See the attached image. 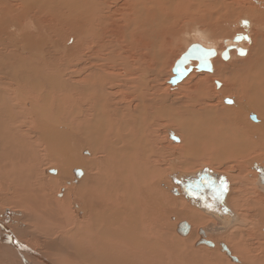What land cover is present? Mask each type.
<instances>
[{"label": "bare ground", "instance_id": "1", "mask_svg": "<svg viewBox=\"0 0 264 264\" xmlns=\"http://www.w3.org/2000/svg\"><path fill=\"white\" fill-rule=\"evenodd\" d=\"M241 1L243 3L241 5L240 2L237 9L234 5L238 0H233L232 3L226 0H0L1 35L11 27L21 31H25V27L30 28V31L32 27L37 30L34 18L24 19L37 15L45 19L44 24L50 25L53 22L55 26L53 29L52 24V29L60 38L73 35L75 39L72 46H63L62 50L67 66L75 61L76 67H50L52 64L44 67L46 63L43 61L46 58L43 61L39 58L44 57L45 53L41 51L38 56L41 46H35L28 36L20 33L22 44L19 52L24 51L25 55L16 54L21 63L28 67H8V70L0 72V184L5 181L14 187L15 197L6 202L21 207L24 205L30 211L37 209V214L31 212L32 216L26 215L25 218L33 221L36 229L40 228L38 220L41 221V228L45 229L44 235L47 238L46 248H51L55 243L66 244L69 250L72 249L71 255L65 253L68 255L67 259L79 257L84 264H214L217 254L213 251L216 249L223 253L219 252L224 262L229 259L232 261L227 252L223 251L222 245H225L232 257L237 259L232 262L243 264L233 255L229 245L213 240L215 235L209 236L204 229L199 228L213 226H208L209 230L214 233L217 229L218 236L233 224L236 216L231 207L227 206L228 195L221 205L214 199L212 204L200 203L188 188L204 175L220 176L204 169L196 174L173 170V173L183 177L181 184L184 195L179 198H174L171 194L169 196L167 192L171 185H167L163 179L164 166L161 164L165 161L166 151L158 134L161 121H165V124L175 126L183 136L184 143L179 147L183 154V161L180 162L183 169H190L197 162L217 165L224 160H243L249 157V152L264 153V138L261 137L264 132V55H256V58L253 56L254 60L250 64H244L246 69L250 68L247 69L250 74L237 77L242 81L246 80L245 86L239 87L233 79L228 81H232L234 87L224 90L227 94L240 90L243 95L248 96L250 105H241L243 102L239 105L232 98L222 97L226 104V100H233L234 104L233 109L223 108V112L220 110V101V106L212 103L211 96L204 90V83L191 81L188 86L190 88L186 89V95H182V98L169 93L159 83L160 67H151L157 62L160 65L162 59L164 61L173 45L172 39L180 37L184 28L188 29L191 23H206L208 15L204 12L209 7V16L211 12H218L225 7L229 18L234 12H238L248 14L264 25V0ZM192 8L195 10L191 11ZM232 8L236 10L230 12ZM5 15L12 18L8 20ZM188 18L191 19L190 22ZM245 20L249 22L248 28L243 26ZM236 24L246 33H235L230 41L223 43L225 49L235 45L233 50L239 56L237 48L244 49L241 44L252 45L251 22L247 17H241ZM25 32L27 34L28 31ZM238 34L247 36L249 40L243 39L235 44L234 38ZM15 39L17 42V38ZM233 50L230 51L229 60L234 57ZM244 50L246 55L243 56H247L249 50ZM132 51L136 55L133 61L129 59ZM4 55V52H0V56ZM47 55V61L53 58L51 54ZM119 65L122 66L115 67ZM235 65L233 63L234 68ZM218 67L220 69H217L216 76L225 68L222 65ZM51 68L53 71L49 73L47 69ZM121 70H124L123 78H120L118 72ZM150 76L153 78L150 79ZM173 78L174 74L169 84L174 87L179 83L172 84ZM251 109L256 110L263 118L260 120ZM62 111L64 114L60 117ZM242 115L250 118L252 124L242 118ZM252 117H256L257 121ZM28 122L33 125L31 128L27 127ZM60 126H67L70 131H60ZM22 127L29 129L25 131ZM172 135L179 139L174 132H169L171 140ZM180 139L178 142L173 141L179 143ZM84 145L92 151L91 156L88 151H84L88 158L81 157ZM41 155L51 156L53 160L60 162L58 168L50 167L44 171L49 177L57 175L55 179L58 183L65 182V187L60 188L59 197L63 198L66 193V198L60 202L56 200L57 205H53L52 191L49 193L38 177L36 168ZM176 155L173 152L175 162L178 160ZM74 165H84L95 173L88 175L89 169L85 170L86 167L81 166L72 168V177L69 178V169ZM77 169L82 170V177L86 176L83 182H79L81 178L78 180L76 177ZM262 169L264 167H258L250 174H254L252 184L264 194ZM52 170L56 172L53 173ZM207 181L202 179L201 182L207 185ZM53 185L51 182L50 186ZM75 190L85 198H82L83 207L78 206L75 201L71 204L69 193ZM229 191L227 186V192ZM39 197L42 199L39 200ZM69 205L73 206L74 215H69L72 219L59 215ZM256 211L260 224L264 223V213ZM56 212L59 214H55L54 221L58 227L62 229L66 219L69 230L54 229L50 217ZM172 213L177 219L176 232L184 229L187 232L185 236L190 239L183 242V248L178 249L176 245H172V249L168 251L171 245L167 242V234L160 233L158 226L165 225V217ZM179 220L182 221L179 223ZM7 225L3 216H0V264H54L40 253L38 248L42 243H38L37 250L33 246H26L18 235L20 231L18 236L14 232L20 228ZM197 228L204 231V238L213 243V246L200 242L203 237L199 234L200 230L198 234L194 232ZM59 236L61 240L57 241ZM194 240H198L195 248L206 246L212 252H194L188 247V242ZM69 250L66 252L69 253Z\"/></svg>", "mask_w": 264, "mask_h": 264}, {"label": "rangeland", "instance_id": "2", "mask_svg": "<svg viewBox=\"0 0 264 264\" xmlns=\"http://www.w3.org/2000/svg\"><path fill=\"white\" fill-rule=\"evenodd\" d=\"M226 1L228 3L233 2V0H226ZM238 1H239L238 2L239 4L236 3V5H234V8L238 9V7L240 6V2L242 5L243 1H241V0H238ZM223 3L224 2H222V5H223ZM228 3H227V5H230ZM262 5L264 6V2L262 3ZM190 7H192V5ZM209 8L211 9V7H209ZM209 8L208 9L206 8L207 10L205 9L206 12H204V13L208 15L207 18L211 17V16H213V17L208 18V19L206 18L205 24L191 23L190 24L191 26H189L188 29L185 30V28H184L182 30L180 37L177 36L173 39L171 38L173 41V43H172L173 45H172L171 49L169 48L170 50L168 51V54H166L167 59L164 58V61H163V59L161 60L162 62L160 65H159V62H157V64L155 66H151V67H156V69H157V67H160L159 72L162 75L160 74L161 82L159 81V83L160 84L162 83L161 85L165 89L167 88V90H169V93L171 92V94H177V95H180V97H182V95H186V89L190 88L188 86H189L191 81L193 83L199 81L201 83H204V86H205L204 90L206 91L207 94H209V96H211L210 98L212 99L211 100L212 103L213 102L215 103V104L213 103L214 105L220 106L218 102L219 101L221 102L222 106H221L220 110L222 109L221 110L222 112L224 109L229 110V108H232L234 105V104H226L224 101H222V97L227 98V99L232 98L236 101V103L239 102L238 103L239 105L242 102L243 103L241 105H243L244 103H247L250 105V102L247 100L248 96L243 95L244 93L242 94V92L240 90H233L232 89L233 91L231 90L232 92L230 94L225 93L224 90L233 85L232 81L229 82L230 80H233V79H235V80H233V82L236 84L238 83L237 85L239 87L241 85L242 86L246 85V80L243 77L244 80L242 81L241 76L242 75L247 76V74H250V71H249L250 68H247V69H249V70H247L244 67V64H246V65L250 64V62H252L254 60L253 56H255V58H256L257 56L260 57V55L261 56L264 55V25H262L261 22H259L257 19H254L252 16L250 18V15H248V14H242V13L234 12V15L229 18V16H227V11H226L225 7H222V9H220L218 12L214 11L212 13L210 11L211 16H209V13H207ZM193 10H195V9L192 8L191 11H193ZM233 10H236V9L232 8V10L230 12H232ZM5 16H7L8 20H10L12 18L11 16H8V15H5ZM5 16H4V18H5ZM220 16H222V18ZM241 17H247V19L250 20V22H251L250 33H251L252 45H250V46H247L248 44H245V45L241 44L240 45V46H243L244 49L249 50V53L247 54V56H237L236 52L233 50L234 57L231 60L225 61L222 59V57L220 55V53L223 52L225 49V44L223 43V41H230L231 38L235 35V33H238V32L246 33L242 27H240L239 25L236 24L241 19ZM31 18L35 19V27L37 30H35L34 27H32V29L30 31V28L25 27V31H28L26 34V32L23 30L21 31L16 27H11L8 29L9 31L7 33H4V35L3 34L1 35V33H0V38H2V39H0V52L5 53L4 56H0V72L8 70V67H13L15 69H18V66L19 67H28L26 64L21 63L22 61L19 60V58L17 57V54H16V53H18V54H22V55L24 54L25 55L24 51L19 52L21 44H22V41L19 38L20 33H23L24 36L25 35L28 36L30 38L29 40H31V42L36 44L35 46H41L42 49L38 53V56L41 55V51H43L45 53L44 57L39 58L41 61H43V59H45V58L46 59L49 58L48 57L49 55H47V53L51 54V57L54 58V59L51 58L52 60L50 59L53 63L52 62L49 63L50 60L47 61L45 59L43 62H45L47 66L45 65L44 67H48L51 64L52 65L50 67H55V65H56V67H59V66L60 67H74L75 61H72L71 65L67 66V61H65L66 56H64L65 54H63L64 51L62 50L65 47H68V46L70 47L73 45L74 40H75L73 35H71L69 37L66 36V38H65V36H62L60 38L58 36L59 34L53 30L54 26H55L53 22H51L50 25L47 23L44 24L45 22H43V21L45 19H43V17H38L37 15H35V16L30 15L24 19L30 20ZM190 20L191 19L188 18L189 22H190ZM52 24H53V29H52ZM234 24H235V26H234ZM193 25H195V26H193ZM45 30H47V31H45ZM220 31H221V33H220ZM215 32H216V34H219V35L216 36ZM213 33H214V35H213ZM13 34H14V36H13ZM7 35H10V36H7ZM15 38H17V42H16ZM222 38H223V40H222ZM171 39L169 38V40H171ZM2 40H3V42H2ZM8 40H10L9 41L10 44L8 43ZM172 41H170V42H172ZM214 42H216L218 44L215 45V44H213ZM196 43H201V44H204L205 46L209 45L207 47H213L219 53V55L212 60V62H213L212 72H198L196 69H194V71L190 74L189 77H187L184 81H182L181 83H179L178 85L173 87L172 85L169 84V80L173 77L172 70H173V67H174L176 61L181 57V55L183 53H185V51L190 46H192ZM205 43H211V45L205 44ZM10 45H11V47H10ZM63 46H64V48H63ZM17 49H19L18 52L16 51ZM22 49H24V48H22ZM13 50H15V53ZM6 54H8V55H6ZM135 58H136V55L132 51L129 59L133 61V60H135ZM47 62H48V64H47ZM233 63L238 65V67L235 65V68H234ZM194 64H195V66L197 65L196 62L192 61L189 65L194 66ZM221 65H222V67L224 66L225 68L222 69L221 74H218V76H216L218 73L217 72L218 71L217 69L219 68L218 66H221ZM120 66H122V65L115 66V67H120ZM29 67H31V66H29ZM41 67H42V65H41ZM123 67H126V66H123ZM47 70L49 71V73H51L53 71L52 68H51V70H49V69H47ZM123 71L124 70L118 71L121 75L120 78H123V76H124ZM230 71H232V73ZM226 72H228V73H226ZM67 74H69V72H67ZM223 74H225V75L223 77H220ZM232 75H234V76H232ZM153 76H150L149 78L152 79ZM237 76H239L241 78H239ZM160 77H159V79H160ZM228 78H230V79H228ZM245 78H247V77H245ZM238 79L240 80V82H237V81H239ZM244 81H245V83H243ZM216 82H219L221 84L220 88L217 87ZM10 83L11 82H9L8 85ZM233 87L234 86H232V88ZM239 87H236V88H239ZM182 98H184V97H182ZM182 102H183V100H182ZM228 105H230V106H228ZM251 110L258 117H260L259 113L256 110H254V109H251ZM63 114H64V111L61 112L60 117H63ZM242 116H243L242 118H244L245 120H248L252 124L250 118H247L246 116H245L246 117L245 118L244 115H242ZM261 118H263V117H260L259 119L261 120ZM22 119H26V118L22 117ZM263 120H264V118H263ZM161 122H162V126L159 127L160 129H159L158 135L161 136L160 142L162 143L163 146H165V151H166L165 152L166 158L164 159L165 161L161 164L164 166L163 167L164 168L163 179H165V181L167 182V185H171V187H170L171 189L169 190V192H167V193H169L168 195L170 196V194H171L174 198L175 197L179 198V197L184 195V194H182L183 193V187L181 184V182L183 181V177L182 176L179 177L176 173H173V170L176 172H180V173L196 174V172L200 173L204 169V171L210 172L211 174H217L218 176H221L222 178H224L226 180V183H228L227 184L228 190H230L229 192H227L228 193L227 194L228 198L226 201L227 206L229 205L228 207L229 208L231 207L230 209L232 210L233 213H235V216H236L235 218H237V219L234 218L233 224L231 223L230 227L222 235H218V236H217V234H218L217 229L215 230L214 233L210 232L209 227L211 228L213 226L207 225V226H204L206 228H203V227H199V228L204 229L209 236H213V237L216 236V238H214L213 240H215V241L218 240L220 242L222 241V243L226 244L227 246L229 245L228 247H231V249L233 250L232 252L235 253V254L233 253V255L237 256L242 261L243 264H264V223L260 224L261 222L258 220L257 214H256V212H257L256 210H258V211L261 210L264 213V194L261 191H259L252 184L253 179H254V177H253L254 174H250V173H253L252 171L255 172V170H257L258 167H262V168L264 167V153L255 152V153L251 154L249 152V157H246L243 160H241V159L231 160V161L224 160L223 163L217 164V165H215V164L213 165V164H210L209 162H204V161L203 162H197L193 165L192 168L183 169L180 167V162L183 161V156H182L183 154L179 148L184 143L183 142L184 141L183 136L179 133V131L176 128H174L175 126L169 125L168 123L165 124V121H161ZM27 125H28L27 127L30 126L29 128H31L33 126V125L31 126V124L29 122ZM27 127H22V129H25V131H28L29 128H27ZM32 129H34V127ZM58 129L60 131L61 130L70 131L67 126H65V127L60 126V127H58ZM169 132H174L176 134V136H178L179 139L181 138L180 142L175 143L173 140H171L168 137ZM262 136L264 138V132L261 135V137ZM161 139H162V141H161ZM84 151H88L90 153V156L92 155L91 154L92 151H91V149L87 148V145H84V148L82 149V151L80 153H81V157H85V158L87 157L88 158L89 156L85 155ZM173 152L175 154L177 153V155H178V156L176 155L178 157V160L176 162L174 160ZM91 158H93V157H91ZM240 163L242 164V166ZM59 165H60V162L53 160L51 158V156L41 155V159H39V161L37 163V168H36L38 171V174H39L38 177L41 180V183L43 185H45L48 192L52 191L51 192V196H52L51 199H52L53 205H57V202H60L62 199L64 200L66 198V193L64 194L63 198L59 197V193L61 192V189L65 187V182L62 183L59 181L60 183H58L56 180L57 175H50V177H51L50 178L49 176L44 174V171L50 167H57L58 168ZM81 166L83 168L86 167L84 165H78L77 167H76V165L72 166L69 169V178L72 177L71 169L72 168H81ZM87 169H89V170H87ZM40 170H42V171H40ZM85 170H87L88 175H93L95 173L93 170H90V168H88V167H86ZM183 176H185V175H183ZM28 177H29V179H32L31 176H28ZM85 177H81V180L79 182H83L82 180H84ZM178 177H179V179H177ZM46 179H47V181H46ZM51 182H53L54 185H56V186H54V185H53L54 187L50 186ZM5 183H6V185H5ZM56 183H58V184H56ZM80 184L81 183H79V185ZM50 187H52L54 189H52ZM14 191H15L14 187L11 184H9V183L7 184V182H5V181H3L2 184H0V216H3L4 220H6V222L8 224L7 226H9L11 228L13 227L16 229L20 228V229L15 230L14 232L17 235L20 231V234H18V235H20V239L23 242H25L24 244L26 246H29V247L33 246V248L35 247L36 249L35 248L34 249L37 250L39 245L42 243L40 245V248H38L40 253L46 259H48V261H50L54 264H61V263L62 264H84V262L81 261V259L79 257H77L78 259L76 257L72 258V260L67 259V256L72 254V249L69 250V248H67L68 245H66V244L55 243L54 244L55 246L53 245L54 247L51 246V248L50 247L46 248L47 238L44 235L45 229L41 228V225H42L41 221L38 220V226L40 228L36 229L33 221H31L30 219L27 220V218H25V217H27L26 215H31V212L33 214H37V212H38L37 209L30 211V208H26L24 205H23V207H21L15 203L9 204L8 202H6V200L15 197ZM75 192H76V190L73 191L72 193L75 194ZM72 193H69V196L71 197V198L69 197L71 204H72V202L75 201L78 204V206L81 205L83 207L82 204H83V200L85 198L82 195H81L82 196L81 197L79 195L78 191L76 192V194H78V195L75 194V197L73 196ZM67 195H68V192H67ZM72 196H73V198H72ZM82 198H83V200H82ZM40 199H42V198L39 197V200ZM56 200H57V202H56ZM6 204H8V205H6ZM72 207L73 206H70V205H69V207H65L61 214H59L57 212L51 214L50 221L52 222L54 229L61 230V231H66V230L70 229L69 225H66V219H65V222L63 223V228L61 229L58 227L59 225L57 224V222L54 221V218L56 217L55 214H59L61 216H69L70 214L74 215ZM86 210L88 211L87 208H86ZM6 211H7V214H6ZM10 214H13V215H10ZM15 215L17 217H15ZM33 217L35 218V216H33ZM70 218H69V221H71V219H72V218L71 219ZM165 220H166V221H164L165 225L158 226V231L160 233H164V235L167 234V238H168L167 242L170 243V245H171L169 247L168 251H170L172 249V245H176L178 247V249L183 248L182 247V245H184L183 242L188 241V239H190V238H187L186 236L183 237L176 232L177 219L173 213L167 214V216L165 217ZM181 221L182 220H179V223ZM213 221L215 223H217V221L215 219H213ZM218 225H219V223H218ZM30 226H31V228H30ZM199 228H197V231L196 230L194 231L196 234H198V230H200ZM25 233H27V234H25ZM29 237L32 239H30ZM59 237L56 238L57 241L61 240V237L60 238ZM233 237H234V239H233ZM198 238H199V236L197 237V239ZM209 238H211V237H209ZM197 241L198 240L188 242V244H189L188 247L191 248L194 252H199V253L202 252L204 254H207L206 252H212L206 246L195 248V244H196L195 242H197ZM27 243H28V245H27ZM34 243H35V245H34ZM38 243H39V245H38ZM166 248H168V247H166ZM41 249H43V250H41ZM62 250H63V252H62ZM67 250H69L70 252L67 253L68 252ZM217 250L218 249H216V251H213V253L217 254V256H215L216 261L214 262V264L215 263L216 264H228V263L234 264V262H232L229 258H228L229 259L228 261H230V262H228L226 259L225 260L228 263L226 261L224 262L223 256L221 255L223 253L221 251H217ZM219 252L221 254H219ZM49 253H51V255ZM65 253L68 255H66ZM52 254L54 256H52ZM165 256H167L166 251H165ZM53 260H55V261H53ZM69 260H71V261H69ZM60 261H62V262H60Z\"/></svg>", "mask_w": 264, "mask_h": 264}, {"label": "water", "instance_id": "3", "mask_svg": "<svg viewBox=\"0 0 264 264\" xmlns=\"http://www.w3.org/2000/svg\"><path fill=\"white\" fill-rule=\"evenodd\" d=\"M243 26L248 28L249 22L244 21ZM243 39L249 40L247 36H244L242 34H238L234 38V43L242 42ZM235 48V45L228 46L222 53L221 57L223 60L228 61L230 59V51H232ZM238 55L243 56L246 55V51L243 48H237ZM218 53L213 48H206L200 44H194L188 48V50L177 60L173 67V74L174 78L171 80V83L176 85L180 82H182L187 76H189L194 69H196L198 72H212L213 70V64L212 60L217 57ZM196 62V66H190L189 64L191 62ZM189 65V68L186 69V66ZM217 87L219 88L221 84L219 82H216ZM228 104H232L233 100H226ZM255 121H257L256 117H252ZM173 140L179 141V139L175 138L174 135H172ZM264 171V169L261 170V173ZM51 172L55 173V170H52ZM76 177L78 180L82 177L83 172L82 170L77 169L76 170ZM202 179H207V185L203 184L201 181ZM190 190H192L193 194L195 195L197 201L200 203H209L212 204V199L217 201L221 205V203L224 204L226 195H227V184L226 180L224 178L220 177H210L209 175H204L201 178H199L196 182V184H190L188 186ZM206 193V194H204ZM213 208V207H212ZM224 210H227V208H224ZM183 227H185V223L183 224ZM178 233L182 236H185L187 232L182 230H178ZM199 234L201 237L204 238V231L200 230ZM201 239L200 242L204 243L209 246H213V243L207 241L205 238ZM223 251H226L227 255L232 259V261H237L236 257H232L231 253L228 251L227 247L225 245H222ZM239 262V261H238Z\"/></svg>", "mask_w": 264, "mask_h": 264}]
</instances>
